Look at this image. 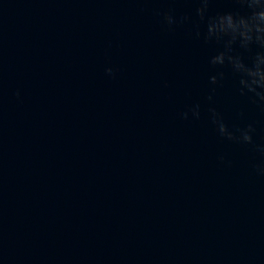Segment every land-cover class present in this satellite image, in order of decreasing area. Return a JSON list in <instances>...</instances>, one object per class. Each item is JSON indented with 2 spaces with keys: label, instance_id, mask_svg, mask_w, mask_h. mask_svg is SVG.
Returning <instances> with one entry per match:
<instances>
[{
  "label": "water",
  "instance_id": "obj_1",
  "mask_svg": "<svg viewBox=\"0 0 264 264\" xmlns=\"http://www.w3.org/2000/svg\"><path fill=\"white\" fill-rule=\"evenodd\" d=\"M200 6L0 0V264H264V111L205 40L244 9Z\"/></svg>",
  "mask_w": 264,
  "mask_h": 264
},
{
  "label": "clouds",
  "instance_id": "obj_2",
  "mask_svg": "<svg viewBox=\"0 0 264 264\" xmlns=\"http://www.w3.org/2000/svg\"><path fill=\"white\" fill-rule=\"evenodd\" d=\"M198 2L201 6L196 11L203 21L210 0H198ZM235 3L244 9L243 14L240 11L228 12L208 20L205 40L213 38L217 41L225 40V50L212 57L211 64L224 65L227 61L234 74L239 77L240 94L249 96L251 102L264 111V0H235ZM187 19L183 17L181 21H177L170 13L164 15V20L169 26ZM196 35L199 36L200 33L197 32ZM237 42L246 52L253 53V47L258 49L251 55L249 64H246L240 56L231 55L232 45ZM106 71L112 74L111 68ZM218 75L222 79L224 74L220 72ZM210 82L213 85L217 84L219 82L217 76H211ZM208 99L211 100L212 97L209 96ZM190 111L194 117L199 118V105L194 106ZM209 112L220 136L241 144L253 143L252 133L255 129L251 124L245 129H238L239 135H236L228 129L214 108H209ZM182 117L187 119L188 112L182 113ZM254 147L264 154V145ZM257 171L260 175H264V167H258Z\"/></svg>",
  "mask_w": 264,
  "mask_h": 264
}]
</instances>
